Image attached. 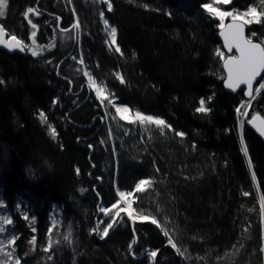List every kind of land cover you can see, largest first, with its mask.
Segmentation results:
<instances>
[{
	"label": "trees",
	"instance_id": "trees-1",
	"mask_svg": "<svg viewBox=\"0 0 264 264\" xmlns=\"http://www.w3.org/2000/svg\"><path fill=\"white\" fill-rule=\"evenodd\" d=\"M213 1L111 0L109 10L105 0H40L47 13L25 17L38 0H8L0 24L39 46L36 56L9 41L0 46V195L23 264H150L148 255L134 256L153 251L154 264H264V142L248 126L254 113L264 115V90L242 133L237 109L246 100L223 88L227 55L218 37L232 16L223 22L209 12L204 5ZM260 3L231 0L223 9L236 14ZM51 14L63 29L78 24L73 52L75 30H61ZM248 37L263 43L264 17ZM83 66L107 99L82 103ZM201 100L210 111H197ZM112 102L127 106L129 118ZM108 110L116 113L110 119ZM136 112L170 127L140 123ZM141 180L148 183L138 191ZM121 192L132 194L136 221L99 215L102 204L122 205ZM55 209L72 241L43 250Z\"/></svg>",
	"mask_w": 264,
	"mask_h": 264
},
{
	"label": "snow or ice",
	"instance_id": "snow-or-ice-1",
	"mask_svg": "<svg viewBox=\"0 0 264 264\" xmlns=\"http://www.w3.org/2000/svg\"><path fill=\"white\" fill-rule=\"evenodd\" d=\"M219 2L227 3L228 0H219ZM8 0H0V17H3L5 15V9L7 7ZM204 7L209 11L213 12L216 15H218L221 20L225 16H233V20L235 21L237 19V16L234 15L231 12H223L219 11L217 9H214L211 7V5H204ZM108 9L111 10V4H108ZM35 10L33 8H28L25 17L28 16V14L33 13ZM256 9L251 8L248 13H243L242 15L248 16L249 14H255ZM253 19H256L257 22H259V17L258 16H253ZM252 20H244L241 23H233L232 25H229V31L227 33L222 32L221 35L224 36V42H225V47L228 49L229 52L232 51L233 48L239 53V55H233L229 56L227 59L224 61V68L227 71V79H226V87L231 88L235 90L239 85L241 84H246L248 86V95L252 96V82L253 80L261 73L264 72V47H262L260 44L253 43L251 39H246L244 36V30H243V24L244 23H251ZM31 23V21H29ZM105 26L107 27V20H105ZM221 27H223V24H221ZM32 28L35 29L36 25L32 24ZM116 28L112 27L110 28V36H111V43L115 44L116 43ZM3 35V29L0 28V36ZM33 37H35V32H33ZM11 40L14 43H6L5 46L9 47L10 49L12 48H18L20 51H25L27 46L23 44L22 41L18 40L15 36H12ZM0 43H5L2 39H0ZM33 43H35V40H33ZM30 50L33 56L38 55V50L36 49H27ZM115 51L119 52L120 49L117 47ZM217 55L223 58L224 54L220 51H217ZM83 61L81 60V63ZM85 75H89L88 73H85ZM118 78L121 80V83H123V78L118 75ZM90 79V87H94L97 92V96L100 97L101 93L103 92V89L97 87L95 85V82L92 81L91 77ZM2 83V81H0ZM261 88H264V84L260 86ZM259 91V89H257ZM104 99H107V97H103ZM210 99V98H209ZM111 103V101H109ZM198 112H208L210 111L208 108L205 107V102L204 100L200 101V107L197 108ZM239 112L240 109H237ZM116 112L121 114V119H125V116L123 115L124 113L129 112V109L127 107H117ZM42 120L44 119V113H40ZM135 119L139 121L140 123L148 122L155 124L157 126H163V127H170L169 125L166 124V122L162 119L159 118H154L152 116H144L140 112H136L135 114ZM253 119H256L254 117ZM163 130V129H162ZM261 132V135H264V127H261L259 129ZM53 136H55V130L53 129ZM178 135L183 136V133H177ZM245 153H247L246 147L244 148ZM249 163H251L249 161ZM77 171H79L77 169ZM254 178V177H253ZM148 183L145 180H141L137 185L136 189L142 190V185H145ZM83 191V190H82ZM126 195H131V193L125 194L123 192L120 193V196L122 199L126 197ZM113 208L116 207V205L112 206ZM102 212L107 214L109 211L108 209H101ZM119 215V213H117ZM131 215V213H129ZM146 218V217H142ZM156 221L153 220V223ZM113 227L112 223H109L107 227L104 228L103 233L101 234V239H103L105 236L108 235L109 229ZM5 229L0 228V233L4 232ZM67 239V237H66ZM35 238H33L34 242ZM171 243V241H169ZM174 246V245H173ZM179 251V250H178ZM156 252L153 251L151 253L152 257L156 256Z\"/></svg>",
	"mask_w": 264,
	"mask_h": 264
},
{
	"label": "rangeland",
	"instance_id": "rangeland-1",
	"mask_svg": "<svg viewBox=\"0 0 264 264\" xmlns=\"http://www.w3.org/2000/svg\"><path fill=\"white\" fill-rule=\"evenodd\" d=\"M105 1H106L107 5L108 4L112 5L111 0H105ZM230 1L231 0H228V2H230ZM224 4H226V3L219 2V0H214L212 3H209L207 5H211L212 8L217 9L219 11L227 12V11H224V9H223ZM251 8H255L256 9V13L255 14H249L248 16L242 15L243 13H248ZM251 8H249L248 10L243 11V12H240L242 10H238L237 12H235L236 14H234V15L237 16V19H240V20H243V21L244 20H252V22L248 23V25H251L253 23H260L262 21L263 17H264V3H260L257 6L251 7ZM35 14H36V17H40V15L43 14L42 9L36 8L35 9ZM253 16H258L259 17V22H257L256 19H253ZM227 17H229V16H225L223 18V22L225 21V19H227ZM232 19H233V16H232ZM74 24H76V32H77L76 34H78V24L77 23H74ZM73 25H72V28L75 30ZM0 28L3 29V35L0 36V39H2L4 42H8L9 41V43H10L12 41L11 40L12 36L9 35L8 31L5 30L3 25L0 24ZM59 28L61 30H65V29H63L62 26H59ZM70 31H67V32H70ZM108 33H109V39L111 40L110 30L108 31ZM17 39L22 41L20 38H17ZM78 42H79V40H78V37H77V43ZM263 44H264V39H263ZM1 45H2V43H0V46ZM25 46H27L26 43H25ZM27 49H36V50L39 51V46L35 42L31 46H27ZM28 53L30 54L31 51L28 50ZM80 64L82 65L81 61H80ZM58 67H59V65H58ZM79 68H77L78 72L82 73ZM85 73H88L89 75H85ZM82 74L85 76V79H86L85 80V85H83V88L88 89L89 97L94 96L100 101L104 100L103 97H107V95H106L107 91H106L105 85L102 82H96L94 80V78L90 75V73L84 68V66H83V73ZM78 75H80V74H78ZM89 77H91L92 81L95 82V85L97 87L103 89V92L101 93L100 97L97 96L96 89L94 87H90L89 86L90 85ZM262 84H264V79L260 83V85L258 86L259 91L256 90V96L261 91L264 90V88L260 87ZM250 105H251V103L248 104L247 101H244L241 104V106L238 108V109H240V111L238 113H239L241 119H244V116H245V118L247 117V113L249 111L248 109H249ZM245 106H246V108H245ZM112 107H113V110L116 112V108L117 107H126V106H123V105L118 104L116 102H112ZM108 112L109 113L107 115V118H109V119L112 117V115H115L117 113L116 112L115 114H112V113H110V110H108ZM117 115L121 117L120 113H117ZM123 115L125 116V118H129V116L131 115V112L129 111L127 113H124ZM44 118L47 119L46 116ZM131 197H132V194L131 195H126V197L124 199H122L120 194H119V198L120 199H119L118 203L119 202L122 203V205L120 204L121 206H119L117 204L115 208L111 207V208L108 209V208H106L104 206V204H102L101 207H100V210L102 208L103 209H108L109 210L108 212H110V211L113 212L114 218L117 216V213H122V211L125 210L128 215H129V213H131L130 216L132 218L135 217V219H132L131 217L130 218L133 221H136L138 218H136V216L134 214V211H133V208H132V199H131ZM102 214H105V213L101 212V215ZM60 216L61 215H60V210L59 209H55L54 212H52V227H51V230H50L51 231L50 242H49V245L47 247L43 248V250H46V249L53 250L54 248L64 247V246H67L68 243H70L72 241L73 231H72V229H67L65 227V223H64L63 219L60 218ZM111 223L113 224V221ZM0 228L5 229L4 232L0 233V264H23L22 260L20 259L19 255H18L17 248H16L17 246H16V243H15L16 239H15V235H14V231H13V220L11 218L10 213L9 212H5V204L3 202V199L1 198V195H0ZM113 229H114V227H113ZM96 231L98 232V235H99V226L96 228ZM66 237H67V239H66ZM148 256L151 257L150 264H154L155 261H154L153 258H155V257H152L151 255H148ZM137 258L144 259L145 256L143 255L142 257H137ZM142 259H140V260H142ZM137 260H139V259H137Z\"/></svg>",
	"mask_w": 264,
	"mask_h": 264
},
{
	"label": "water",
	"instance_id": "water-1",
	"mask_svg": "<svg viewBox=\"0 0 264 264\" xmlns=\"http://www.w3.org/2000/svg\"><path fill=\"white\" fill-rule=\"evenodd\" d=\"M39 2L40 0H38L37 2V8H38V5H39ZM43 11V10H42ZM44 13H47V11H43ZM53 17H56L59 21V26H62L63 24V18L59 15H56V14H51ZM243 20H240V19H236L235 21L232 19L230 21H228L219 31L218 33V37L220 39V41L222 42V45H223V49H224V52L226 53L227 57L225 59H227L229 56H233V55H239V53L235 50V48L232 49L231 52L228 51V49L225 47V42H224V36L221 35L222 32L224 33H227L229 31V25H232L233 23H241ZM73 27L75 28V47L73 48L72 52L75 50L76 48V45H77V32H76V24L73 25ZM72 27L68 28V29H65V31H69L71 30ZM248 29H249V25L248 23H244L243 24V30H244V36L246 39H249L248 37ZM253 43H257V44H260L262 47H264V44L262 42H259V41H253ZM14 43V42H13ZM12 50H15L16 52H19L20 54H25L26 53V50L25 51H20L18 48H12ZM71 54L67 55L66 58H68ZM224 59V61H225ZM224 61L222 63V67H223V71H224V74H225V78L223 80V88L225 91L231 93V94H234V95H239L241 92L245 98V100L248 102V104H250L253 99L256 97V86L264 79V72H261L252 82V96H249L247 93L249 91L248 89V86L246 84H241L239 85L235 90L231 89V88H228L226 87V79H227V71L226 69L224 68ZM60 68V64H59V67L58 69ZM71 87L73 88L74 87V84L71 83ZM99 117V115L97 116ZM254 117H256V119H253ZM248 126L263 140L264 142V135H261V132L259 131V129L261 127H264V115H262L260 112H257V113H254L249 121H248ZM79 128H85L84 126H78ZM80 140H84V141H87L89 139H80ZM93 152V147L89 146ZM95 171V167H93V171L92 173ZM92 180H96V179H93ZM102 181V179H99ZM100 184H98L95 188H94V191H95V194L98 198L102 199L101 195L99 194L98 192V187H99ZM101 210L99 209V215H101ZM123 212V215L121 218L125 217V216H128V217H131L130 215H128L126 213L125 210L122 211ZM132 218V217H131ZM132 219H135L132 218ZM117 225H115L116 227ZM114 227V228H115ZM106 238H103L102 240H105ZM137 244L134 246V249L136 248ZM146 255H151V253H148V254H145L144 256ZM136 259H142V258H137L136 256H134Z\"/></svg>",
	"mask_w": 264,
	"mask_h": 264
},
{
	"label": "bare ground",
	"instance_id": "bare-ground-1",
	"mask_svg": "<svg viewBox=\"0 0 264 264\" xmlns=\"http://www.w3.org/2000/svg\"><path fill=\"white\" fill-rule=\"evenodd\" d=\"M243 11H245V10H242V11H240V12H243ZM57 15V14H56ZM60 16V15H59ZM115 28V27H114ZM263 81V80H262ZM261 81V82H262ZM260 82V83H261ZM260 83L256 86V88L260 85ZM84 85H85V83H84ZM74 88V87H73ZM83 90H84V88L82 87V89H81V91L79 92V93H82L83 92ZM88 90V89H87ZM89 99V93H88V96L86 97V99L82 102V103H85L87 100ZM247 105V104H246ZM80 107V106H79ZM127 107V106H126ZM128 108V107H127ZM245 108H246V106H245ZM100 117V116H99ZM102 120L104 121V118H102ZM244 121H245V116H244V119H241L240 118V126H239V128H240V131L242 132L243 131V126H244ZM92 125H89V126H84V127H91ZM98 132V131H97ZM243 133V132H242ZM95 135H96V133H95ZM94 135V136H95ZM93 136V137H94ZM91 138L92 137H90V138H88L89 140H87V142L88 141H90L91 140ZM89 146H91V145H89ZM91 147H93V146H91ZM246 146L244 145V148H245ZM91 149V148H90ZM94 149V148H93ZM247 149V148H246ZM94 151V150H93ZM249 153H248V150H247V155H248Z\"/></svg>",
	"mask_w": 264,
	"mask_h": 264
},
{
	"label": "built area",
	"instance_id": "built-area-1",
	"mask_svg": "<svg viewBox=\"0 0 264 264\" xmlns=\"http://www.w3.org/2000/svg\"><path fill=\"white\" fill-rule=\"evenodd\" d=\"M240 13V12H239ZM263 251H264V244H263Z\"/></svg>",
	"mask_w": 264,
	"mask_h": 264
}]
</instances>
